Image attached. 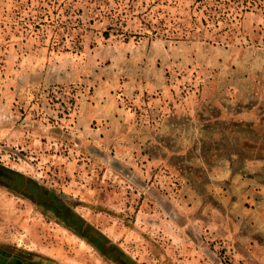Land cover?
<instances>
[{
	"label": "rangeland",
	"instance_id": "1",
	"mask_svg": "<svg viewBox=\"0 0 264 264\" xmlns=\"http://www.w3.org/2000/svg\"><path fill=\"white\" fill-rule=\"evenodd\" d=\"M230 4L0 0V264H264V0Z\"/></svg>",
	"mask_w": 264,
	"mask_h": 264
},
{
	"label": "trees",
	"instance_id": "2",
	"mask_svg": "<svg viewBox=\"0 0 264 264\" xmlns=\"http://www.w3.org/2000/svg\"><path fill=\"white\" fill-rule=\"evenodd\" d=\"M199 1V3H200V5H202V6H205L206 8H209V9H213L212 8V6L213 5H215V6H221V9H223V8H225V9H228V7L230 8V2L232 1V0H210V3L209 2H205V0H198ZM212 1V2H211ZM233 1H235V0H233ZM226 4V5H225ZM228 5V6H227ZM229 12L228 11H226V13H224V14H219L218 16H213L214 18H216L217 20L218 19H222V20H228V16H229V14H228ZM212 16V15H211ZM105 35L106 36H108L109 35V33H107V32H105Z\"/></svg>",
	"mask_w": 264,
	"mask_h": 264
},
{
	"label": "crops",
	"instance_id": "3",
	"mask_svg": "<svg viewBox=\"0 0 264 264\" xmlns=\"http://www.w3.org/2000/svg\"><path fill=\"white\" fill-rule=\"evenodd\" d=\"M259 204H261L259 201L257 202V206L259 205ZM257 209V208H256ZM256 209H251L252 211H247L248 213H246L248 216H249V220H248V223H250L251 225H253V223L251 222L252 220H255V211H256ZM228 211H230V209H227ZM264 213V212H263ZM254 226V225H253ZM249 236H250V234H249ZM251 237H253V238H255L256 236L255 235H251ZM256 242H257V245H258V250H262V246H263V244H264V241L262 240V239H260V238H258L257 240H256Z\"/></svg>",
	"mask_w": 264,
	"mask_h": 264
},
{
	"label": "flooded vegetation",
	"instance_id": "4",
	"mask_svg": "<svg viewBox=\"0 0 264 264\" xmlns=\"http://www.w3.org/2000/svg\"><path fill=\"white\" fill-rule=\"evenodd\" d=\"M0 174L3 175L4 177L9 178V179L12 180V181H13V180H14V181L17 180V178H15V177H13V176H11V175H7V174L3 173V172L1 171V169H0ZM0 254L2 255V252H0Z\"/></svg>",
	"mask_w": 264,
	"mask_h": 264
}]
</instances>
